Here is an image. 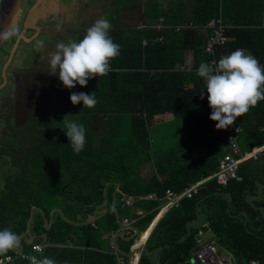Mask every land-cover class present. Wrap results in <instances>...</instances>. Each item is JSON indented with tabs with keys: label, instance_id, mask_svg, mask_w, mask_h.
<instances>
[{
	"label": "trees",
	"instance_id": "trees-1",
	"mask_svg": "<svg viewBox=\"0 0 264 264\" xmlns=\"http://www.w3.org/2000/svg\"><path fill=\"white\" fill-rule=\"evenodd\" d=\"M166 1L170 4V0ZM166 1L132 0V6H123L138 9L140 18L132 28H111L109 35L121 46L120 54L110 62L112 71L73 91L95 92L98 103L92 109H84L82 104L73 106L69 101L71 91L59 103L57 118L54 115L45 124L44 136L30 138L25 163L20 166L16 160L11 161L13 169L3 175L0 187V230L10 227L21 236L31 228L34 234H44L48 241L60 243L75 229H92L90 224L76 226L77 217L94 215L105 201L109 204L114 198V210L107 207L98 228L116 231L119 217L128 216L121 201L131 197L145 212L135 223L143 232L158 213L167 190L180 194L190 185L204 181L196 195L181 198L177 207L158 222L138 264H152L149 252L157 248L162 264H194L191 258L200 233L207 229L213 232L217 245L231 252L238 264H264V218L245 201L246 186L250 191L256 188L253 176L242 171L251 158L239 166L241 182L230 181L223 188L213 180L205 181L229 149L224 129L217 130L209 120L206 92L201 99L204 82L193 72L210 59L204 53L206 37L201 28L212 19L230 26L225 32L226 44L215 49L216 58L242 48L264 66V0H243L242 6L239 0H232L230 10L226 9L225 0H177L171 2L173 9L169 14L164 10ZM3 3L0 0V8ZM236 5L245 9L244 13L239 9L234 12ZM255 6H260L257 14L253 13ZM186 7L191 8L189 15ZM145 18L161 21L149 26L144 23ZM186 24L193 27L183 28ZM141 25L145 28H139ZM177 26L182 28L176 31ZM186 50L193 53L189 69H184ZM66 114H72L70 119L87 129L85 148L78 154L64 134L62 119ZM164 115L181 119L186 136L175 143L152 147L151 123ZM236 122L243 130L239 140L243 155L264 147V101ZM257 157L260 161L255 167L264 172V154ZM146 164L152 169L149 177L142 176ZM216 189L231 196L229 213L224 202L221 214L211 209L206 214V228L194 227L200 210H205V201L213 203ZM149 196L155 199L148 200ZM262 205L264 209V202ZM55 209L59 213L47 229L43 222ZM241 210L250 216V222L231 216ZM31 216L33 221L28 227ZM132 242H127L125 252H129Z\"/></svg>",
	"mask_w": 264,
	"mask_h": 264
},
{
	"label": "flooded vegetation",
	"instance_id": "flooded-vegetation-1",
	"mask_svg": "<svg viewBox=\"0 0 264 264\" xmlns=\"http://www.w3.org/2000/svg\"><path fill=\"white\" fill-rule=\"evenodd\" d=\"M132 3V0H4L0 8V33L14 31L15 34L9 39L0 36V58L5 59L0 66V131L8 128L6 136L12 142L11 146L8 144L9 149L0 150V158H12L19 153L25 161L30 138L44 136L49 120L43 123L41 118L32 115L21 120L15 116V105L28 104L31 113L37 112L38 108L31 103L32 96L36 97L34 102L40 101L41 88L52 77L48 73V52L54 50L56 42L82 39L86 29L102 16L110 20L112 28L134 27L140 18L138 9H123ZM59 22L63 26L57 31ZM34 37L45 41L44 49H35ZM18 49H23L19 55L23 63L14 68L11 65ZM57 85H61L59 80ZM60 87L58 103V98L54 101L49 96L51 107H57L72 91Z\"/></svg>",
	"mask_w": 264,
	"mask_h": 264
},
{
	"label": "clouds",
	"instance_id": "clouds-1",
	"mask_svg": "<svg viewBox=\"0 0 264 264\" xmlns=\"http://www.w3.org/2000/svg\"><path fill=\"white\" fill-rule=\"evenodd\" d=\"M62 22L56 26L59 31ZM112 25L107 17L98 18L88 27L82 39L57 41L53 51L48 52V73L57 76L65 89L76 85L85 87L89 80L104 77L111 71V61L120 54L121 46L109 35ZM14 31L0 33L5 39L14 35ZM36 50L45 48V41L33 38ZM197 76L202 78L207 94L208 107L211 110L209 120L215 123L217 130L232 126L239 117L264 101V66L249 52L238 48L222 56L218 63H201ZM70 103L82 104L84 109H92L98 103L95 92H72ZM66 114L62 122L64 134L73 152L80 153L86 145V126L70 119ZM21 247V236L10 227L0 230V256ZM41 257L29 256L30 264H57L54 258L43 256V248L37 246ZM256 264V262H254Z\"/></svg>",
	"mask_w": 264,
	"mask_h": 264
},
{
	"label": "crops",
	"instance_id": "crops-1",
	"mask_svg": "<svg viewBox=\"0 0 264 264\" xmlns=\"http://www.w3.org/2000/svg\"><path fill=\"white\" fill-rule=\"evenodd\" d=\"M166 1V0H165ZM232 0H225L227 10H230V2ZM238 1V0H237ZM240 5L242 6L243 0H239ZM249 4H251L249 2ZM245 5V4H244ZM264 5V3H263ZM241 8V7H240ZM237 8V5L234 7V12H237L239 9L240 13H244L243 8ZM173 6L170 5L167 1L164 6V10L166 13H171ZM190 7L185 8V12L187 15L190 14ZM260 6H255L253 9V13L257 14ZM248 10V9H247ZM250 12V10H248ZM180 16L178 17V19ZM184 20H187L185 18ZM243 20V19H241ZM249 20V19H248ZM186 23L189 21H185ZM226 25V24H225ZM127 28L128 26H123ZM229 25H226V30L229 28ZM130 28V27H128ZM172 31V30H171ZM198 32V31H197ZM193 62V53L192 50H186L184 52V69H189L192 66ZM171 116V115H166ZM264 154V148L254 156H251V160L242 167V171L246 172L248 175L253 176V184L256 185V188L250 191L249 185L246 186V196L245 201L249 203V206L255 210H258L261 217L264 218V209L262 208V203L264 202V172L257 171L255 164H257L260 160L256 158V155ZM152 174V169L149 164H146L142 167V176L149 177ZM202 186V185H201ZM117 189L115 186L114 191ZM131 198V197H130ZM132 199V205L128 207H124L127 210L128 216L123 215L119 217L120 227L116 231H103L98 228V224H100V218L107 212V207H110L114 210V198L109 204L105 201L100 208L94 213V215H87L85 219H81L82 217L78 216L76 219L75 225L81 224H90L92 229H75L71 231L66 239L60 243H52L47 240L46 235L41 234L37 235L31 231V228H28L25 233L21 235V247L19 249L13 250V252H24L30 255H36L41 257L40 253L33 252L31 250V245L33 244H41L43 246V256H48L54 258L57 264H138L139 258L147 247L145 244L147 240L154 230L155 226L158 222L169 212L171 209L177 206H170L168 198L164 195L163 201L158 209V213L152 219L150 224L143 232H139L136 228L135 223L136 219L143 217L145 212L143 209L136 205V200ZM213 203L206 200L205 202V210L201 209L200 213L197 217V220L194 227L198 228H206L207 223L205 216L210 212V209L217 214L222 213V206L224 202H227L228 209L226 210L229 213V208L231 206L230 199L231 196L227 191L217 190L214 192ZM148 200H151L148 198ZM180 201V200H179ZM179 203V202H178ZM58 210H53L50 214L48 220L43 222V225L49 229L50 225L55 218V214ZM232 217L240 218L244 223L250 222V216L245 213V211L241 210L237 214L233 213ZM123 218H128L131 220V224L124 226L121 224V220ZM84 220L83 222H81ZM33 218L31 219L30 224L32 223ZM29 224V226H30ZM98 228V229H97ZM258 231V230H257ZM212 233V237H210L207 241L203 242L201 237L204 235H208V233ZM133 241L132 245L129 248V252H125L124 248H126V244L129 241ZM216 243L214 239V234L211 230L207 229L200 233L198 246L195 250L198 249L204 243ZM135 244V246H134ZM150 258L152 260V264H162L160 260V249H153L149 252ZM14 264V263H13Z\"/></svg>",
	"mask_w": 264,
	"mask_h": 264
},
{
	"label": "built area",
	"instance_id": "built-area-1",
	"mask_svg": "<svg viewBox=\"0 0 264 264\" xmlns=\"http://www.w3.org/2000/svg\"><path fill=\"white\" fill-rule=\"evenodd\" d=\"M192 24H186L183 28H192ZM139 28H145V26L141 25ZM182 27H175L176 31H179ZM159 29V28H158ZM201 30L205 33V44H204V53L210 56V59L206 62L209 64L218 63L219 59L226 55L222 54L219 58L215 56V49L217 47H222L226 44L228 38L225 35L226 26L220 19H212L208 21ZM162 42V39H159ZM145 42H143V46H145ZM199 66L193 70L196 77L197 70ZM226 132V140L228 142L229 151L221 158L218 163L216 171L209 176L207 180L215 181L217 186L226 187L228 186L230 181L241 182V177L238 174L239 166L242 162L251 158L249 154H242L239 148V140L242 134V127L235 122L232 126L224 129ZM255 151V150H254ZM253 151V152H254ZM252 152V153H253ZM204 182V181H203ZM203 182L196 183L190 185L186 189H184L180 194L173 193L169 190L165 192V196L169 200V205L177 206L178 202L181 198H192L197 194L198 189L201 187ZM149 199H155L154 196H149ZM132 199L126 197L121 201L122 207H128L132 205ZM131 220L128 218H123L121 220V224L124 226L130 225ZM40 246L43 248L41 244H33L31 245V250L33 252H37L36 248ZM135 246V244H134ZM38 253V252H37ZM32 256L28 253L24 252H14L11 255L0 256V264H13L15 261H29L28 257ZM30 262V261H29ZM256 262V261H254ZM252 262L251 264H254ZM191 263L194 264H238L235 257L228 250L219 247L215 243H204L201 245L192 255ZM256 264H260L256 262Z\"/></svg>",
	"mask_w": 264,
	"mask_h": 264
},
{
	"label": "rangeland",
	"instance_id": "rangeland-1",
	"mask_svg": "<svg viewBox=\"0 0 264 264\" xmlns=\"http://www.w3.org/2000/svg\"><path fill=\"white\" fill-rule=\"evenodd\" d=\"M172 1H177V0H170V5ZM21 52H23V49H18L12 61L11 67L15 68L19 66L20 63H23V61H21L19 57ZM7 53H8V49H7V52L5 53V56ZM4 61H5L4 57H2V59L0 58V66L3 64ZM57 81H58V77L52 76L49 79V81H46L45 83L43 82L44 84L41 88V92L39 93L42 95L40 101L34 102L36 97L32 96L31 103L33 104L34 107L38 108L37 112L34 111L31 113L30 105L28 104L17 103L15 105V113H16L15 116L18 117L19 119L22 118L21 120H25L23 118L25 117L29 118L32 115V117L34 116V117L41 118L43 123L47 122L48 120L49 121L52 120L55 117L54 115H56L55 117L56 119L57 115H59V112L57 109L59 108V104H56L57 107H51L52 104L49 101L50 100L49 96H52L54 98V101L56 98H58L59 96L57 94L58 90L62 89V87H60L61 85L59 86L57 85ZM77 87L78 85H76L72 89V92L76 91ZM58 102H59V98L58 100H56V103ZM7 131H8V128L6 129V131L4 129L0 131V150L5 149L6 147L8 148V144L10 146L12 145V142L10 144L7 139V136H6ZM149 136L152 142L151 144L152 147H157L163 144L167 145V144L175 143L178 140H181L182 138L186 136V130L183 126L181 119H177V118H173L172 116L164 115V116H158L152 121L150 129H149ZM255 153L257 154L258 151H255L249 155L254 156ZM12 158L13 160H16L20 164V166L21 164L25 163L22 159V155H20L19 153H15L14 156H12ZM12 158L10 157L0 158V187L3 184V175L6 173V171H10L9 169H11L10 162L13 161ZM256 158L258 159L257 155H256ZM60 202H61L60 199L56 201L57 204H60Z\"/></svg>",
	"mask_w": 264,
	"mask_h": 264
},
{
	"label": "water",
	"instance_id": "water-1",
	"mask_svg": "<svg viewBox=\"0 0 264 264\" xmlns=\"http://www.w3.org/2000/svg\"><path fill=\"white\" fill-rule=\"evenodd\" d=\"M160 21H161V20H160V19H157V18H145V19H144V23H145L146 25H149V26L158 25V23H159ZM261 150H262V149L255 150V151L260 152ZM255 151H254V152H255ZM31 219H32V216H31L30 220L28 221V227H29V224H30V222H31ZM210 237H212V233H211V232H209L208 235H204V236H202V237H201V240H202L203 242H205V241H207ZM198 248H199V247H198Z\"/></svg>",
	"mask_w": 264,
	"mask_h": 264
}]
</instances>
